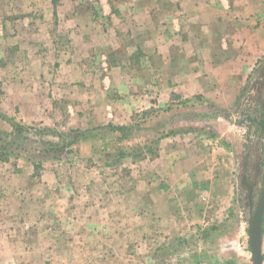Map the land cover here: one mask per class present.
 <instances>
[{
  "label": "crops",
  "instance_id": "obj_1",
  "mask_svg": "<svg viewBox=\"0 0 264 264\" xmlns=\"http://www.w3.org/2000/svg\"><path fill=\"white\" fill-rule=\"evenodd\" d=\"M254 2L0 0V109L27 126H50L61 110L72 125L124 126L135 113L170 104L172 95L227 107L264 51ZM215 152L231 154L220 138L193 131L160 142L159 156L145 160L153 180L142 184L143 195L151 211L135 213L132 191L121 196L126 207L98 217L102 243L110 239L99 244L112 253L111 264H151L152 252L166 264L194 237L208 245L202 226L221 170ZM1 189L6 194L8 186ZM138 247L145 258L136 257ZM189 254L176 264L202 259Z\"/></svg>",
  "mask_w": 264,
  "mask_h": 264
},
{
  "label": "rangeland",
  "instance_id": "obj_2",
  "mask_svg": "<svg viewBox=\"0 0 264 264\" xmlns=\"http://www.w3.org/2000/svg\"><path fill=\"white\" fill-rule=\"evenodd\" d=\"M254 3V9L258 10L257 24L264 27V0H255ZM42 18L38 21L45 22ZM55 23L52 21L50 24ZM259 54L254 69L246 80L239 83L238 94L227 107H213L211 101L202 98L171 97L174 112L185 114L176 125L180 134L193 131L213 139L220 138L231 154L210 153L221 170L209 192V224L202 226L209 234L208 245L201 246V238L194 237L190 240L193 244L180 247L183 249L175 251L171 259L169 256L170 262L166 264L191 258L190 252H194V258H202L197 264L202 261L207 264H253L248 228L264 185V137L255 124V120L261 118L264 101V51ZM188 100L191 102L184 106ZM170 104L153 108L163 110ZM144 112L135 113L132 121L124 125L139 122ZM65 113V110L58 112L50 126L42 123L28 126L37 130H52L51 133L44 131V134L59 142L61 136L71 139L77 130H87V137L102 132L98 130L100 125L88 120L72 125V116L70 119ZM211 114L216 117H195ZM219 122L221 125H217ZM0 129L11 131V126L0 119ZM149 132L143 131L141 137L120 144L115 143L119 134H107L93 140L96 143L67 147L63 153L44 160L42 155L47 150L17 149L20 157L12 156L9 162H0V186H8L6 194L0 190V216L4 217L0 219V228L6 230L5 235H0V262L111 264L112 253L101 246L110 239L105 238L102 243L98 234V217L102 213L115 214L120 211L117 206L126 207V197L121 196L132 191L135 213L151 211L148 195H143L147 191L142 184L149 178L153 180L149 176L151 164L145 162L146 159L152 160L151 156L121 159L117 149L121 146L134 148L141 144L144 154L147 153L144 146L146 138L150 137ZM67 150H72V153H67ZM27 152L35 153L36 157L29 155L31 160L26 159ZM131 152L137 155L135 148ZM219 161L221 165H218ZM37 162L42 164L39 170H36ZM10 181L18 190L15 187L10 190ZM139 240L136 238L135 245ZM207 248L209 252H206ZM135 255L139 259L140 256L145 258L147 253L143 254V249L138 247ZM149 255L151 264H157L153 252Z\"/></svg>",
  "mask_w": 264,
  "mask_h": 264
},
{
  "label": "trees",
  "instance_id": "obj_3",
  "mask_svg": "<svg viewBox=\"0 0 264 264\" xmlns=\"http://www.w3.org/2000/svg\"><path fill=\"white\" fill-rule=\"evenodd\" d=\"M174 97L176 98L178 96L174 95ZM190 102V100L184 102L186 103L184 106H187ZM261 109V118L260 120H255V124L258 126L262 136L264 137V101L262 103ZM211 115L212 116L201 115L195 117L200 119L216 117L215 114ZM217 115L221 116L220 114ZM182 116H185V114L175 113L173 110V105L170 104L168 108L163 110L152 108L151 110L145 111L141 120L130 126H118L113 124L100 126L101 128L98 130L102 131L101 133H98L95 136L92 134L88 137L85 134L87 133V130H77L75 131V135L71 136V139H69L68 136H61V140L59 142V140H51L50 138L46 137L47 134H44V131L51 133L52 130H37L33 127L22 125L17 123L14 119H8L0 110V119L4 122H7L11 126V131H3L0 129V162H9L12 156L20 157V154L16 152L17 149L22 150L29 148L35 150V152L47 150V152H44L42 155L44 160L48 157H54V155L57 156V154L59 155L60 152L63 153L67 147H79L90 143H96L93 140H97L100 137H105L107 134H119L120 137L115 139V143L120 144L130 141V139H137L141 137V133L143 131H151L149 132L150 137L146 138L145 140V143L147 144L144 146L145 149H147L148 154H144L142 145L137 144L136 147H134L137 154L136 156L131 152V150L134 149L132 146H121L122 148H118V156L121 159L127 157L147 158L149 156H151V159H155L159 156L160 142L165 138L180 134V131L176 125L179 124L178 121H180ZM155 146L156 148H154ZM102 147L105 148L104 145H102ZM54 152L55 154H53ZM67 153L71 154L72 150H67ZM29 155H31L33 158L36 157L35 153L28 154L27 152L26 159L28 160H31ZM37 163L36 170H39L42 167V164L40 162Z\"/></svg>",
  "mask_w": 264,
  "mask_h": 264
},
{
  "label": "water",
  "instance_id": "obj_4",
  "mask_svg": "<svg viewBox=\"0 0 264 264\" xmlns=\"http://www.w3.org/2000/svg\"><path fill=\"white\" fill-rule=\"evenodd\" d=\"M264 186L262 187L256 209L249 222L248 236L253 264H264Z\"/></svg>",
  "mask_w": 264,
  "mask_h": 264
},
{
  "label": "flooded vegetation",
  "instance_id": "obj_5",
  "mask_svg": "<svg viewBox=\"0 0 264 264\" xmlns=\"http://www.w3.org/2000/svg\"><path fill=\"white\" fill-rule=\"evenodd\" d=\"M264 186V185H263ZM262 190V189H261ZM261 193V192H260ZM258 202V201H257ZM257 205V204H256ZM255 209H256V206H255ZM264 234V233H263ZM264 239V238H263ZM264 242V241H263ZM263 251H264V243H263Z\"/></svg>",
  "mask_w": 264,
  "mask_h": 264
},
{
  "label": "built area",
  "instance_id": "obj_6",
  "mask_svg": "<svg viewBox=\"0 0 264 264\" xmlns=\"http://www.w3.org/2000/svg\"><path fill=\"white\" fill-rule=\"evenodd\" d=\"M199 264H207V263H205V262H201V263H199Z\"/></svg>",
  "mask_w": 264,
  "mask_h": 264
}]
</instances>
